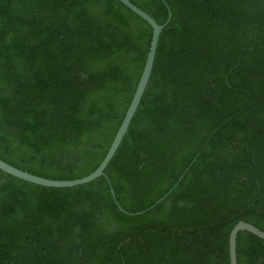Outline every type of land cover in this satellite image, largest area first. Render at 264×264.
Wrapping results in <instances>:
<instances>
[{
    "label": "trees",
    "instance_id": "trees-1",
    "mask_svg": "<svg viewBox=\"0 0 264 264\" xmlns=\"http://www.w3.org/2000/svg\"><path fill=\"white\" fill-rule=\"evenodd\" d=\"M130 1L171 17L128 129L84 184L0 170V264H229L237 221L264 230V0ZM151 32L119 0H0V159L52 179L91 173ZM236 250L237 264H264L254 234Z\"/></svg>",
    "mask_w": 264,
    "mask_h": 264
},
{
    "label": "water",
    "instance_id": "water-1",
    "mask_svg": "<svg viewBox=\"0 0 264 264\" xmlns=\"http://www.w3.org/2000/svg\"><path fill=\"white\" fill-rule=\"evenodd\" d=\"M119 1L122 4H124L127 8H129L131 11H133L135 14H137L142 19H144L146 22H148V24H150V26L152 28V32H151L148 51L146 54L145 63H144L140 78L138 80L137 86H136L135 91L133 93V96L131 98V101H130V103H129V105H128L125 113H124L122 121H121V123H120V125H119L113 139H112V142H111L106 154L104 155V157L102 158V160L100 161L98 166L91 173H89L83 177L74 178V179H52V178L37 176V175L31 174L25 170H21L15 166L5 162L2 159H0V170H2L3 172H6V173H8L14 177L20 178L22 180H25V181H28V182H31L34 184L42 185V186H47V187H71V186L87 183L89 181L94 180L95 178H97L99 176L104 175V169L107 166V164L109 163V161L112 158L115 151L117 150L124 134L126 133V131L128 129L129 123H130V121H131V119H132V117H133V115H134V113L138 107L139 101L142 97V94H143L145 88H146V85H147V82H148V79H149V76H150V73L152 70L159 35H160L163 27L167 24V22L169 21V19L171 17V12L168 11V16H167L166 21L163 24H160V23L156 22L152 16H150L147 12H145L144 10L139 8L134 3H132L130 0H119ZM190 164H189V166H190ZM188 167L185 169V171L188 170ZM181 177H182V175L178 178V181L181 179ZM171 189L164 196H162L160 199H158L155 202V204L158 203L159 201H161L171 191ZM111 193L114 196L112 189H111ZM114 200L118 205L117 200L115 198H114ZM155 204L149 206L147 209H150ZM119 208H121V207L119 206ZM122 210L125 211L124 209H122ZM143 211H145V210H143ZM143 211L136 212V214L141 213ZM240 231L250 232V233L254 234L255 236L264 240V230H261L257 226H255L252 223H249L247 221H244V220L237 221L233 225V227L230 229V232L228 235L229 264H237L236 241H237V234Z\"/></svg>",
    "mask_w": 264,
    "mask_h": 264
}]
</instances>
